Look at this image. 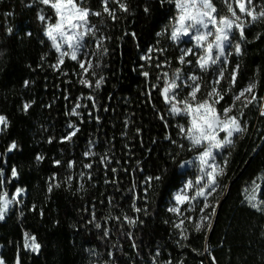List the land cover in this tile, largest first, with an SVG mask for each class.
I'll return each instance as SVG.
<instances>
[{"label": "trees", "instance_id": "obj_1", "mask_svg": "<svg viewBox=\"0 0 264 264\" xmlns=\"http://www.w3.org/2000/svg\"><path fill=\"white\" fill-rule=\"evenodd\" d=\"M124 2L130 8L127 13L119 11L115 4L110 5L117 8L120 18L116 21L106 14L103 24L101 18L90 17L91 23L100 27L104 36L111 37L105 40L108 52L100 61L102 67L92 76L91 71L83 74L69 58L65 59L61 72L52 69L59 54L51 47L45 31L55 22L53 10L39 0H0V115L8 122L0 133V193L6 191L11 195L17 188L25 190V195L18 203H13L4 221H0V254L6 264H15L17 258L20 264H153V258L156 264H168L169 260L172 264L180 261L212 264L205 251L209 232H195V222L186 220L184 227L188 239H182L180 230L173 227V223L178 222L177 216L167 211L174 192L189 173V170L181 171L180 165L199 150L192 149L190 142L179 133L177 124L187 125V121L171 115L170 106L163 101L159 89L153 91L151 102L145 94L152 84L163 86L165 72L170 77L177 68L187 70L178 58L180 47L189 46L191 42L174 43L169 38V26L178 16L172 0ZM214 3L219 14L230 15L221 0H214ZM256 3L264 4V0H256ZM86 4L93 10L100 9V0H86ZM39 15L51 19L40 21ZM131 33L136 34L135 38ZM245 34L247 41L242 42L241 55H236L234 48L229 49L233 54L228 56L226 79L219 86L224 90L231 88V91H227L225 100L218 105L220 111L232 104L234 94L251 82L257 84V97H264V23L249 24ZM87 43V51L91 53L94 40L89 38ZM150 47L163 51L152 53L159 59L141 69L140 65L145 63L141 56ZM91 58L95 63L96 58ZM188 59L195 62L194 58ZM155 63H162V67H152ZM237 64L240 66L237 83L231 86L227 77ZM145 70L150 72L147 84L140 75ZM65 72L68 75L62 74ZM213 72V69L198 71L202 78V92L198 98H205L211 89ZM99 75L105 77L99 90L78 83L81 78L94 81ZM26 80L29 81L27 86ZM88 94L97 97L100 110L94 114L100 116V123L88 116L92 109L91 102L86 99L80 100L88 105V108L79 109L83 122L78 117L66 115L72 107L70 101L75 102L77 97ZM65 95L70 100H65ZM262 101L258 99L243 109L244 116L239 118L246 124L247 131L234 136L233 148L217 154L216 161L222 167L227 160L225 174L219 183L224 190L240 175L219 212L211 238L212 255L218 264H264V212L251 208L245 199L252 191L253 180L261 186L259 200L264 199V179L259 178L264 175V144L251 160L264 138V116L260 115ZM24 103L32 104L26 112L22 110ZM104 107L108 111H104ZM240 107L236 102L232 114L238 115ZM161 116L165 119L161 120ZM126 120L129 121L127 128ZM70 121L77 123L80 131L72 142L62 144L60 138L70 131L67 127ZM137 128L141 129L140 135L136 133ZM125 132L127 135H122ZM169 136L175 144L166 139ZM49 138H53L52 143L48 142ZM89 140L96 142L93 151L101 155L108 152L112 157L109 167L119 170L115 174L116 184L105 183L106 179L113 178V173L109 170L105 175L98 156L84 157ZM13 142L17 147L9 152ZM37 156L43 159L38 161ZM54 160H61L62 164L56 166ZM69 160L76 161L70 171L66 167ZM117 160L120 163H116ZM88 162L93 163L92 170L83 168ZM13 167L19 173L16 178L11 176ZM89 171L93 176L91 181L87 176L80 177L79 173ZM54 174L56 179L52 181ZM69 174L73 176L70 186L65 183ZM157 175L162 179L153 181L151 187L144 183L146 177ZM49 183H60L61 187L48 193ZM81 184L84 185L82 190ZM133 184L136 185L135 193L141 197L136 204L147 208V214L131 210ZM145 188H148L147 193ZM92 211L101 229L89 223ZM122 214L139 216L143 224L138 222L135 227L124 224L121 228L122 220L109 218ZM105 228L110 229L107 237L103 236ZM127 232L132 233V240L124 234ZM25 233L36 237L40 245L38 252L24 247ZM133 241L138 245L136 249L132 247Z\"/></svg>", "mask_w": 264, "mask_h": 264}, {"label": "snow or ice", "instance_id": "obj_2", "mask_svg": "<svg viewBox=\"0 0 264 264\" xmlns=\"http://www.w3.org/2000/svg\"><path fill=\"white\" fill-rule=\"evenodd\" d=\"M43 5L48 6L54 12L55 22L48 25L45 31V35L51 42V47L59 54L57 56L56 64L51 65L52 69L61 72V66L64 65L65 59L69 58L74 61L83 74H88L91 71L92 76H96V69L102 67L101 60L104 55L107 54L108 48L105 46V40H110V36H104L102 30L97 25L91 23L90 17L101 18L100 23L103 24V17L105 14L112 21L118 20L120 17L117 16V8L110 7L111 4L118 6V10L124 13L130 11L129 6L124 0H100V9L93 10L90 6L86 4V0H39ZM175 8L178 10V16L174 17V23L171 24L169 38L172 42L177 43L181 41L184 37H189L194 41V47L191 48H181V55L178 58L180 64H193L198 67L201 72H208L209 69H213L216 72V79L214 84L220 85L222 81L226 79L225 65L228 63L227 56L232 55L230 48H234V53L236 55L242 54V42L247 41L245 34V29L249 24L255 25L257 23H264V4H257L256 0H221V2L226 6L227 13L230 15L219 14V9L217 8L214 0H172ZM238 10V11H237ZM148 9L145 8V12ZM248 19H244V18ZM38 19L40 21H45L46 19H51V17H45L44 15H39ZM9 34H11L12 29H8ZM101 33V35H97ZM238 33V39H236V34ZM127 35V33H125ZM31 35V33H28ZM135 38V33H131ZM160 35V33H158ZM89 38L94 40V50L89 53L88 43ZM259 39V36H257ZM199 50V51H196ZM156 51H163L162 49L148 48L144 55L141 56V60L145 61L141 64V69L149 66V62L153 60H158V57L152 55ZM197 56L195 62L186 59L189 56ZM96 58V62L93 63L91 57ZM155 68L162 67V63H155L151 65ZM239 64H237L231 72L228 74L227 80L231 86H235L237 83V76L239 71ZM63 75H68V73H62ZM140 75L145 78L146 84L148 83L150 72L145 70L141 71ZM163 86L158 84H152L151 90H146V95L149 98V102L152 99L153 91L159 89V94L163 101L169 105V112L173 117L177 118H187V127L184 124H177L179 133L182 134L185 139H187L192 149L199 150V155L197 160L199 161L198 167L201 175L197 176L195 181L187 180L183 188L177 192L173 199L175 203L173 206L167 209L168 212L174 213L177 216H182L183 212H194L199 211L201 214L199 217V222L195 223L193 228L195 232H210L212 230L211 220L216 215V209L219 206V200L215 199V202L209 201V197L216 193L219 187L220 177L225 174V168L227 166V160H225L224 167L217 163V154L225 149H231L234 147L233 137L238 134H243L247 131L246 124L241 121L239 117L244 116V108L257 102L258 99L264 100V97L258 98L255 94V89L257 84L255 82L249 83L246 87L239 90L238 93L234 94L232 97L233 103L227 107H224L222 111H218L216 105L220 104L221 101L225 100L227 91H231V88L224 90L222 88L211 87V89L206 93V97L203 99L198 98V94L202 92V84L199 82L202 78L197 75H189L186 79L191 81L190 84L184 83V77L182 76V70L177 68L173 75L169 77L167 72L164 73ZM160 77L157 76V80ZM181 81L182 83H177ZM105 82V77L99 75L94 81L86 78H81L78 83L87 88H93L99 90L102 84ZM71 83V81H68ZM25 86L29 84V81L24 82ZM183 87H187L189 91L184 97H180V91ZM67 91V90H65ZM250 97V98H249ZM65 100H70L68 95L64 96ZM81 99H86L91 102V109L87 114L91 119H95L97 123H100V116L95 115L94 112H98L99 105L97 97L92 94H88L86 97H77L75 102H72V107L66 112V115L71 117L80 118V122H83V114L79 111L82 108H88L87 104L80 102ZM236 102H239L241 107L238 115L230 113L236 108ZM34 103V101L32 102ZM32 106L31 103H24L22 110L27 111ZM46 107H51V105H46ZM261 111L260 115L264 116V103L260 105ZM104 111H108L107 107H104ZM161 120L165 118L160 117ZM125 127L127 128L129 121L126 120ZM7 118L0 115V131L7 127ZM167 127V122L165 123ZM67 127L70 131L66 135L60 138V143H70L73 138L77 136L80 128L77 123L69 122ZM141 129L137 128L136 133L140 135ZM220 133H224L223 137ZM122 135H127V133H122ZM173 144L176 143L172 138L166 137ZM49 143L53 142V138H49ZM155 143V141H153ZM96 142L94 140H89V147L83 153L85 158L99 157V164H101L105 169V175L110 170L113 173V178L111 180L106 179L105 183L116 184L117 180L115 174L119 171L115 167H109L111 165L112 157L108 155V152L104 154H99L93 151ZM17 147L16 143L13 142L9 151ZM127 147V146H126ZM183 148V145H180ZM111 151V149H109ZM36 159L39 161L43 159L42 156H37ZM120 163V161H115ZM54 165L60 166L62 164L61 160H54ZM76 166V161H67L66 167L70 171ZM84 169L92 170L93 163L88 162L83 164ZM127 172L128 169H123ZM135 171V170H133ZM2 175V172H0ZM19 173L16 167L11 170V176L13 178L18 177ZM80 177L83 178L87 176V179L91 181L93 176L91 171L85 173H79ZM264 179V175L259 177ZM55 174L51 177L52 181H55ZM162 176H149L146 177L144 183L149 187L153 185V181L159 182ZM73 176L69 174L65 183L70 186ZM0 186H2V181H0ZM61 187L60 183H49L47 192L51 193L54 188ZM260 185L256 183V180L252 181V191L248 194L245 199L247 200L251 208L257 211L264 212V199L257 202L256 193L260 191ZM81 190L84 185H80ZM136 185L133 184L130 191L133 193L131 210L135 213L147 214V208H140L137 206L136 201L141 197L135 193ZM194 190L192 195H188V191ZM24 189L17 188L15 193L9 197L7 192L0 193V221L5 219L7 212L9 211L10 205L14 202H19L17 197H19ZM147 193L148 188L144 189ZM246 193L249 191L247 188L244 190ZM146 199V197H145ZM202 201V203H201ZM111 203V201H109ZM187 205L186 208L182 206ZM93 209L95 205L92 206ZM35 206H33V210ZM211 209L210 212L207 210ZM43 215V213H41ZM92 219L89 223H94L96 229H101L102 225L97 221L95 211L91 212ZM115 221H121L119 225L121 228L124 224L128 226L135 227L137 223L143 224V220L139 216H129L127 214H122V216L109 217ZM185 219L189 222L192 221V217L188 216L180 219L178 222L173 223L175 229L180 230V235L182 239H188L185 235L187 229L184 227ZM169 223V221H165ZM110 229L105 228L103 236L107 237L109 235ZM128 236L130 240L133 239L132 233H124ZM25 244L24 247L30 249L32 252H38L40 245L36 242V237H29L25 233ZM31 241V242H29ZM132 247L136 249L138 245L133 241ZM208 249H205L207 251ZM112 253H109L111 256ZM157 256L160 255L159 251L156 253ZM0 264H6V262L0 258ZM15 264H20L19 258H17ZM153 264H156L155 258H153ZM168 264H172L169 260ZM179 264H183L182 261ZM212 264H218L215 257H212Z\"/></svg>", "mask_w": 264, "mask_h": 264}, {"label": "rangeland", "instance_id": "obj_3", "mask_svg": "<svg viewBox=\"0 0 264 264\" xmlns=\"http://www.w3.org/2000/svg\"><path fill=\"white\" fill-rule=\"evenodd\" d=\"M182 41H190L191 42V44L188 46V45H182L181 47H180V49L181 48H191V47H194V41H192L189 37H184V38H182L181 39V41H179V42H177V43H180V42H182ZM196 51H199V50H196ZM194 58V60H196L197 59V56H195V55H193V56H189V57H186V59H188V58ZM190 60V59H189ZM227 61H228V56H227ZM227 65V64H226ZM226 65H225V68H226ZM182 67H186L187 68V70H182V76L184 77V83H187V84H190L191 83V81H188L186 78L189 76V75H197V76H199L198 75V71H199V69H198V67H196V66H194V65H192V64H182ZM214 73V80L212 81V84H211V86L212 87H217V88H220V86L219 85H216V84H214V81H215V79H216V72L214 71L213 72ZM171 77V76H170ZM200 82V81H199ZM177 83H182L181 81H177ZM189 91V89L187 88V87H183L182 88V90L180 91V97H184V96H186L187 95V92ZM250 98V97H249ZM262 103H264V100L262 101ZM218 105L219 104H217L216 105V107H217V109H218ZM218 111H220L219 109H218ZM230 115H232V113H230ZM184 119H186V121H187V124H188V120H187V118H184ZM186 127H187V125H185ZM0 127H3V126H0ZM0 133H1V131H0ZM225 134L224 133H220V136L221 137H223ZM234 138V137H233ZM10 152V151H9ZM220 153V152H219ZM218 153V154H219ZM199 155V153L197 154V155H194L192 158H190V159H188V160H186V161H184L181 165H180V170L181 171H186V170H189L188 172V175H187V177L184 179V182H183V184H182V186L177 190V191H175L174 192V194H173V197H174V195L177 193V192H179L182 188H183V185H184V183L187 181V180H193V181H195V179H196V177L197 176H199V175H201V173L199 172V167H198V164H199V161L197 160V156ZM217 162V161H216ZM193 191L194 190H190V191H188V195H192L193 194ZM4 192H6V191H4ZM15 193V192H14ZM13 193V194H14ZM224 193H225V190H224V187L222 186V185H220L219 184V187L217 188V191H216V193H214L213 194V196H210L209 197V201H211V202H215V199H218L219 200V202H220V200H221V198L223 197V195H224ZM251 193V192H250ZM249 193V194H250ZM258 193L259 192H257L256 193V195H257V202H259V198H258ZM13 194H11V195H9V197H11ZM25 195V190L22 192V194L19 196V197H17V200L19 201V198L21 197V196H24ZM175 203V201H174V199L172 198V202H171V206H173V204ZM201 203H202V201H201ZM13 205V204H12ZM12 205H10V208L12 207ZM170 206V207H171ZM187 207V205H184V206H182V208H186ZM10 208H9V210H10ZM208 212H210L211 211V209H208L207 210ZM8 213H9V211L7 212V214H6V216L8 215ZM174 214V213H173ZM176 215V214H175ZM200 213H199V211H198V209H197V211H194V212H183V215L182 216H177V219H178V221L180 220V219H183V218H185V217H188V216H191L192 217V221L191 222H195V223H197V222H199V217H200ZM6 216H5V218H6ZM213 219H214V217L212 218V220H211V223L213 222ZM187 219H185V221H186ZM4 221V220H3ZM24 238L26 239V237L24 236ZM29 242H31V241H29ZM27 250H30V249H28V248H26ZM31 251V250H30ZM0 252H1V246H0ZM0 258H1V254H0Z\"/></svg>", "mask_w": 264, "mask_h": 264}, {"label": "water", "instance_id": "obj_4", "mask_svg": "<svg viewBox=\"0 0 264 264\" xmlns=\"http://www.w3.org/2000/svg\"><path fill=\"white\" fill-rule=\"evenodd\" d=\"M264 144V138L263 140L261 141L260 145L258 146V148L256 149L255 153L253 154L251 160L257 155V153L259 152L260 148L263 146ZM250 160V161H251ZM250 161L247 163V165L250 163ZM240 176V175H239ZM239 176L237 178H235V180L230 184V186L228 187L227 189V192L226 194L222 197V199L220 200L219 202V206L217 207V211H216V215L214 217V221H213V225H212V230L210 231L209 235H208V242H207V253L209 254V256L211 257V261H212V255H211V248H210V243H211V238H212V235L214 233V230H215V227H216V223H217V219H218V216H219V212L222 208V206L224 205L226 199L228 198V195H229V192H230V188L231 186L234 184V182L239 178Z\"/></svg>", "mask_w": 264, "mask_h": 264}, {"label": "bare ground", "instance_id": "obj_5", "mask_svg": "<svg viewBox=\"0 0 264 264\" xmlns=\"http://www.w3.org/2000/svg\"><path fill=\"white\" fill-rule=\"evenodd\" d=\"M230 186V185H229ZM228 186V187H229ZM228 187L226 188V190H225V193H224V195L226 194V192H227V189H228ZM231 189V188H230ZM230 193V192H229ZM223 195V196H224ZM229 196V195H228ZM222 199V198H221ZM216 211H217V209H216ZM213 221H214V219H213ZM212 225H213V222H212ZM210 233V232H209ZM209 235V234H208ZM211 244V243H210ZM208 247V246H207ZM210 248H211V246H210ZM206 254L208 255V257L210 258V260H211V257L209 256V254L207 253V251H206ZM211 255H212V250H211ZM212 257H213V255H212ZM212 262V261H211Z\"/></svg>", "mask_w": 264, "mask_h": 264}]
</instances>
